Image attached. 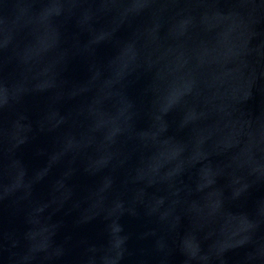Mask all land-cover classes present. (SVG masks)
I'll use <instances>...</instances> for the list:
<instances>
[{
  "label": "water",
  "instance_id": "obj_1",
  "mask_svg": "<svg viewBox=\"0 0 264 264\" xmlns=\"http://www.w3.org/2000/svg\"><path fill=\"white\" fill-rule=\"evenodd\" d=\"M0 264H264V0H0Z\"/></svg>",
  "mask_w": 264,
  "mask_h": 264
}]
</instances>
